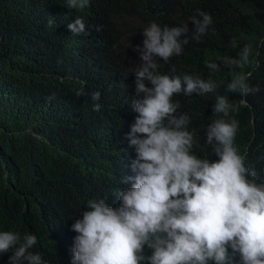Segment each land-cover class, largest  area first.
<instances>
[{
    "label": "trees",
    "instance_id": "trees-1",
    "mask_svg": "<svg viewBox=\"0 0 264 264\" xmlns=\"http://www.w3.org/2000/svg\"><path fill=\"white\" fill-rule=\"evenodd\" d=\"M64 3L0 0V231L34 234L31 251L46 264H71L77 235L71 225L82 219L88 201L103 198L119 207L118 192L132 186L125 178L135 175V150L126 138L139 98L135 49L152 22L189 29L179 56L157 59L159 74L216 84L211 93L173 97L180 104L176 115L190 117L187 130L198 158L219 159L204 131L214 118L212 106L237 73L251 72L248 83L258 91L227 95L239 105L238 113H230L239 121L234 147L264 183V0H90L83 9ZM198 10L213 22L197 40L191 20L201 19ZM77 17L86 30L73 35L67 25ZM245 45L252 48L253 64L224 67L223 58H238ZM208 61L221 71L210 74ZM81 90L85 94L77 95ZM93 92L100 93L98 101ZM10 254H0V264H10ZM151 254L145 246L144 255Z\"/></svg>",
    "mask_w": 264,
    "mask_h": 264
},
{
    "label": "clouds",
    "instance_id": "clouds-1",
    "mask_svg": "<svg viewBox=\"0 0 264 264\" xmlns=\"http://www.w3.org/2000/svg\"><path fill=\"white\" fill-rule=\"evenodd\" d=\"M89 2L65 0L62 6L83 9ZM198 15L201 19L191 20L197 40L213 22L208 13L198 10ZM67 27L73 35L86 30L79 17ZM188 32L187 25L162 28L155 22L143 29L142 47L135 49L141 63L133 72L137 115L126 137L135 150L130 165L135 175L124 182L132 181V186L118 192L119 207L103 198L88 201L82 219L71 225L77 233L71 264H237V255L239 264H264V183L257 182L256 172L234 147L239 121L230 113H238L239 105L227 95L246 97L259 89L248 83L251 72L237 73L227 84L204 130L219 159L198 158L192 152L194 134L187 130L190 117L176 115L180 104L173 97L211 93L216 84L211 78L159 74L156 62L179 56ZM232 47H237L235 40ZM251 54V46L245 45L238 58L224 57L223 66L244 69L253 64ZM205 66L210 74L221 71L216 62ZM91 98L98 101L100 93ZM100 107L96 103L93 110ZM36 244L34 234L0 231V254L11 253L10 264H46L40 253L31 251ZM145 246L152 250L150 256L144 255Z\"/></svg>",
    "mask_w": 264,
    "mask_h": 264
}]
</instances>
